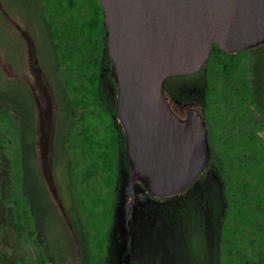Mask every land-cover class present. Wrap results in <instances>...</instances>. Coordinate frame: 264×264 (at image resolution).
I'll return each mask as SVG.
<instances>
[{"label": "trees", "instance_id": "16d2710c", "mask_svg": "<svg viewBox=\"0 0 264 264\" xmlns=\"http://www.w3.org/2000/svg\"><path fill=\"white\" fill-rule=\"evenodd\" d=\"M16 14L28 43L1 27ZM105 33L98 0H0L4 61L20 69L30 44L52 98L57 196L39 163L35 96L0 69V264H109L128 169ZM163 91L203 111L210 158L194 182L205 210L161 207L168 199L137 185L144 205L158 207L139 225L152 215L161 231L149 262L136 263L134 243L130 264H264V40L235 51L213 46L198 72L167 78Z\"/></svg>", "mask_w": 264, "mask_h": 264}, {"label": "water", "instance_id": "95a60500", "mask_svg": "<svg viewBox=\"0 0 264 264\" xmlns=\"http://www.w3.org/2000/svg\"><path fill=\"white\" fill-rule=\"evenodd\" d=\"M131 178L156 198L186 190L210 152L203 111L168 98L163 82L198 72L213 46L264 40V0H98ZM129 242V240H128Z\"/></svg>", "mask_w": 264, "mask_h": 264}, {"label": "rangeland", "instance_id": "374dc122", "mask_svg": "<svg viewBox=\"0 0 264 264\" xmlns=\"http://www.w3.org/2000/svg\"><path fill=\"white\" fill-rule=\"evenodd\" d=\"M11 18L13 20V23H11L10 21H5L2 18L1 27L3 28L5 33L10 38H19L20 35L21 41L24 43H28L25 33L21 30L25 27L24 22L21 20L18 14ZM17 28L21 29L18 30ZM5 47L0 45V50L4 54L5 52L7 53V48ZM24 48H26L24 53V61L22 67H19L20 69H18L17 67L14 68L11 63L4 61L2 53H0V69H2L5 76H8L10 78H20L21 80H23L35 96L38 120L39 163L48 189L50 190L52 197L57 200L52 169L51 143L54 134V124L51 113L52 98L45 84V81L40 71L38 70L36 57L32 46H30V44H27ZM8 54L11 56L10 53ZM13 91L18 96V98L22 100V96L19 91L16 88H13ZM132 179L133 178H131L128 170V173H126V176H124L121 181V190L119 193L117 204L118 207L110 236L109 264H130L128 256H130L129 254L131 250L135 249V244H137L135 256L136 263H139V260L141 259L147 263L149 262L148 258L151 255H149V252H155L156 248L159 247V233L161 231L157 230L159 219L156 224V229L153 227L154 221H151V219H149L152 215H148L147 219L145 220L148 224H146L144 228L139 225V222L143 220V213L149 212L148 209L151 206L144 205V200L141 198V195L144 197L143 192L137 185L133 184L130 187ZM198 182L200 183L199 180L197 182H193L191 186H189L179 195L177 194V196L171 199L160 201L159 205L161 207H168V205L171 204L173 206L175 205L174 209H178V211L182 213H187L188 210L195 211L200 209L204 212V203L207 196H202V198L201 196L196 195V188L199 187ZM129 189L131 190V192ZM153 207L154 209L158 208L157 205ZM153 207H151L150 210H153ZM60 211L63 215V211L61 209ZM133 226L135 228H133ZM148 226L153 227V229L151 230L147 228ZM148 230L153 231L151 236L148 234ZM145 232L146 235L144 237ZM151 263L158 264V262L156 261H152Z\"/></svg>", "mask_w": 264, "mask_h": 264}, {"label": "flooded vegetation", "instance_id": "af4514ba", "mask_svg": "<svg viewBox=\"0 0 264 264\" xmlns=\"http://www.w3.org/2000/svg\"><path fill=\"white\" fill-rule=\"evenodd\" d=\"M206 169H208V167L206 166V168L204 169V170H206ZM204 170H203V172H204ZM202 172V173H203ZM201 173V174H202ZM142 175H138V176H133L132 178V183H131V185H130V187L133 185V184H136V185H139V183H137V182H135V179H138V178H140ZM195 181V180H194ZM192 185V184H191ZM185 191V190H184ZM176 196V195H175ZM174 196H172V197H167V198H159V199H169V198H173ZM156 198V197H155Z\"/></svg>", "mask_w": 264, "mask_h": 264}]
</instances>
